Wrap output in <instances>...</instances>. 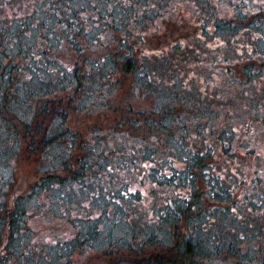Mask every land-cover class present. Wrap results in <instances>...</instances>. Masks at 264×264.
Returning a JSON list of instances; mask_svg holds the SVG:
<instances>
[{
	"label": "rangeland",
	"instance_id": "rangeland-1",
	"mask_svg": "<svg viewBox=\"0 0 264 264\" xmlns=\"http://www.w3.org/2000/svg\"><path fill=\"white\" fill-rule=\"evenodd\" d=\"M67 1L0 0V21L7 18L0 27L7 31L6 42L15 40L11 34L15 29H23L31 38L39 29H53L54 20L46 18L43 27L40 23L54 13L51 6L61 4L66 13ZM74 3L84 8L76 15L79 23L102 37L84 57L107 55L108 48L117 49L125 39L121 54L139 57L143 64L140 68L137 62L133 73L113 74V89L97 97L94 105L79 108L76 100L68 106L66 128L76 142L67 149L59 146L54 158L28 155L22 140L24 130L17 132L22 137L19 143L0 131V175L7 174L9 168L14 171L10 195L3 198L7 206L29 193L52 170L66 179L63 188L33 193L28 200L20 228V255L10 264H21V259L23 264H129L137 259H175L176 237L185 233L184 228L161 222L158 214L166 212V204L173 198L188 196L190 186L171 187L165 178L177 181L174 175L184 169L187 154L204 152L208 147L210 155L200 167L196 184L203 190L215 181L220 188L230 190L232 195L221 200L244 224L230 222L228 215L230 229L242 240L238 242L239 255L230 260L209 257L190 264L262 263L260 251L252 259L249 251L259 247L258 239L252 238L255 228H264V68L258 64L264 59V42L259 39L264 38V22L260 20H264V0ZM218 22L234 25L219 28ZM96 27L103 28L98 31ZM39 38L37 44L48 47ZM31 45L22 41V46ZM61 48L57 49L59 62L71 69L77 57L70 53L68 58L69 47L66 51ZM31 50L34 54L38 49ZM23 60L19 55L14 62L24 68L29 63ZM251 62L261 77L247 80L241 68ZM50 64L45 68L54 69V63ZM31 69L12 73L13 82L7 84L11 93L18 90L21 95L27 90L21 82L33 80L38 68ZM54 74L53 82L57 70ZM138 74H143L138 80L142 89L134 93ZM5 88V84L0 85V90ZM154 108L157 113H152ZM162 114L171 120L161 118ZM144 146L149 147L147 152ZM90 147L95 154L86 156ZM81 160L88 164L86 169H81ZM69 169L79 173V181H72ZM153 169L156 175L150 176ZM202 198L201 207L191 216L206 228L214 217L209 211L213 205L205 194ZM94 230L95 241H88ZM59 242H64V247ZM80 242H91L94 247L83 248ZM7 245L4 240L5 250Z\"/></svg>",
	"mask_w": 264,
	"mask_h": 264
},
{
	"label": "trees",
	"instance_id": "trees-1",
	"mask_svg": "<svg viewBox=\"0 0 264 264\" xmlns=\"http://www.w3.org/2000/svg\"><path fill=\"white\" fill-rule=\"evenodd\" d=\"M70 1H67L66 7L68 5L69 7H67L66 13L62 8L63 6L61 7V4L56 7L51 6V11L54 10L55 13L52 14L53 18L52 15L51 17L45 15L46 17H42L45 21L43 22L42 20L43 23L41 22L40 25L43 27L46 25L47 20L50 22L54 20L53 23L55 26L53 29L47 30L37 29L39 34L37 33L36 37L31 38L23 29H15L11 33L15 40L11 44H8L6 42L8 40H5L4 35L7 31L4 28L0 29V85L5 84L6 86L5 89L0 90V128L2 129L0 131L7 138L11 137L19 143L21 137L19 134L24 130L23 138H21L25 142L24 150L28 155L39 154L41 156L45 155L47 158H54L57 156L56 150H59V146L63 145L65 149L70 148L76 142V139L71 130L66 128L68 106L74 104L76 100L80 106L79 108H87L88 106L94 105L99 99L97 97H103L106 94V90L113 89L112 85L116 83L111 80L113 74L118 73V71L126 74L129 72L133 73L134 66L137 62L140 68L141 64H143L142 61L139 62V57L131 58L127 53L121 54V49L125 46V39L120 42L117 49L110 50L108 48L107 55L99 56V58L84 57L88 50L97 45V41L102 40V37L98 32L93 34L85 30V27L79 23L76 17L77 14L80 15L84 8L81 5L75 6L74 2L77 0ZM71 14L72 17H67V15ZM3 20L0 21V27H3V23L5 22ZM260 20L264 22L263 18ZM228 25L232 27L234 24L218 22L216 27L224 28ZM101 28L96 27V30L99 29L98 31H100ZM39 37H41L42 44L48 45V47H40L37 44V39H40ZM259 39L260 42H264L263 37ZM22 41L31 43V47L27 48L22 46ZM67 46L69 47L68 50ZM32 48H35V50L38 49L36 53L33 54ZM60 48L65 49V51L67 50L68 58H70V53L77 57L71 69H68L66 65L59 62L57 49ZM19 55L22 56L24 62L29 63L24 68L22 64L14 62V59ZM49 63H54V69L51 67L45 68ZM254 63L256 62L254 61ZM254 63L245 64L241 68L247 80L261 77L260 71L255 70ZM258 64L264 68V59ZM33 67L39 70H35L36 73L33 74V80L29 78L26 80V83L21 82L27 87V90L21 95L18 93V90L11 93V89L7 87V84L10 86L11 84L9 83L13 82L11 80L12 73L20 69L27 70V72L33 71L31 69ZM105 67H109L110 69L107 71ZM41 70L44 72H41ZM56 70L57 78L53 82L52 77L55 76L54 73ZM58 70L61 71L58 73ZM92 71L98 74H92ZM141 78H143V74H138L137 83L134 86V93L142 89L141 82L138 81ZM23 105L24 107H28V109L24 108ZM157 111L154 108L152 113H157ZM160 117L171 120V117L163 114ZM19 123L22 126L20 130L18 128ZM223 144L225 149H227L228 145ZM82 145L83 142H79V146ZM210 149L211 147H208L204 152L191 151L187 154V157L184 158V169L174 175L175 178L178 176L177 181L171 180L170 177L165 178V182L171 187L177 184L184 187L190 186L188 196L173 198L170 203L166 204V212L160 210L161 212L158 214L161 222L163 220L164 223L169 222L170 224L181 225L184 228L185 233H181L176 237V252L178 253L176 258L167 261L163 258L156 257L155 260L150 262L137 259L131 260L129 264H190L207 260L209 257L230 260L231 257L239 255L241 244L238 242L242 240V237L230 229V222H238L240 221V217H235L234 213L230 210L231 208H229L230 205H226L225 201L221 200L222 197L226 198L228 195H232V193L223 186L220 188V185H216L215 181H212L209 186L206 185V188L203 190L196 184L200 167L205 165V160L210 155ZM147 150H149V147H145L146 152ZM94 154L95 150L92 147L87 149L86 156ZM78 162L80 163L81 169H86L88 164L84 160ZM161 162L159 164H162ZM65 168L67 167L63 166V169ZM197 168L199 169L197 170ZM68 171L72 173V181H79L80 177H77L79 175L78 172L71 171L70 169ZM13 172L9 168L7 174L0 175V264H10L11 259L18 260L17 255H20L18 251H20L19 247L21 246V240L19 238L20 228L24 225L27 215V202L34 197L33 193L37 194L52 187L54 189L58 186L63 188L66 182V179L59 176L56 170H52V175L47 174L48 176L42 181L36 182L29 193L18 196L11 206H7L3 198L10 195L8 188L10 189L13 183L11 176ZM154 172L155 169L152 170L150 176H155L156 174ZM204 194L209 203L213 205L209 211L214 216L206 228L199 221L195 222V219L191 216L192 212H195L197 208L201 207ZM1 198L3 202H1ZM229 203H233L232 198ZM228 215L231 216L230 222L227 220ZM239 225L244 226L241 221ZM259 227L261 226L255 228L256 233L252 238L258 239L260 248H252L249 251V257L252 259L259 256L258 251H260L262 258V263L260 262V264H264V228L260 229ZM211 231H214V233H211ZM90 234H92V238L91 240H87L91 242L95 241L94 237L97 235L96 230L90 232ZM168 234H171L170 230H168ZM231 235L235 238L234 242L231 241ZM150 239L152 240L153 238ZM4 240L5 243H8L7 247L9 249H4ZM91 242H80L79 244L83 248L87 245L90 249L92 246L94 247V244ZM63 243L59 242L64 247ZM20 262L23 264L24 259H21ZM236 263H242V261H236Z\"/></svg>",
	"mask_w": 264,
	"mask_h": 264
}]
</instances>
